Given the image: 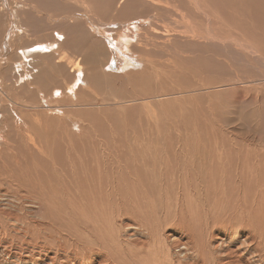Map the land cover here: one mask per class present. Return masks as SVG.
Segmentation results:
<instances>
[{"label":"rangeland","instance_id":"obj_1","mask_svg":"<svg viewBox=\"0 0 264 264\" xmlns=\"http://www.w3.org/2000/svg\"><path fill=\"white\" fill-rule=\"evenodd\" d=\"M17 1L0 0V99L32 103L29 93L38 91L20 86L31 82L32 76H20L15 69L12 79L2 84L6 81L2 79L5 60L10 52L19 55L20 48L48 43L54 40L55 31L64 32L71 41L64 49L69 51L66 60L83 67L84 87L78 83L73 93L64 95V87L76 82L73 74L70 72L64 85L56 68L47 74L41 101L49 108L70 105L64 108L66 118L79 127H73L75 144L64 139L52 154L60 156L59 167L68 172L96 176L103 174L97 172L98 163L106 165L103 169L111 185L106 198L114 204L108 209V213L113 210L108 217L110 236H119L118 227L124 229L115 221V214L131 212L133 202L150 211L141 224L150 225L153 236H163L165 224L186 213L181 219L189 226L190 235L210 236L207 226L222 229L227 214L239 206L237 190L257 198L262 194L264 0H203L202 11H196L191 0H126L121 5L119 0H27L25 4L36 8L32 14L18 9L15 13ZM14 27H20L26 36L19 37L20 31ZM134 28L143 29L140 37ZM98 30L103 31L101 36ZM7 83L11 87L3 86ZM199 87L203 90L198 91ZM56 90L58 94L51 96ZM155 94L163 100L151 101ZM102 99L120 102L124 108L108 105L96 110L89 106ZM60 113L55 116L61 117ZM18 125L20 131L7 139L0 132V144L7 149L14 145L16 151L10 155L29 157L24 149L28 132L24 123ZM3 127L7 132L8 126ZM134 179L137 182H132ZM137 196H142L143 202L138 203ZM54 221L64 227L58 224L63 220Z\"/></svg>","mask_w":264,"mask_h":264},{"label":"bare ground","instance_id":"obj_2","mask_svg":"<svg viewBox=\"0 0 264 264\" xmlns=\"http://www.w3.org/2000/svg\"><path fill=\"white\" fill-rule=\"evenodd\" d=\"M26 1L18 0L14 3L16 6L14 12L17 13L16 9H18L25 11V13H34L36 8L34 9L28 3V5L25 4ZM125 1L119 0L118 5L125 3ZM191 1L196 11L205 9L203 0ZM14 25H19V22L16 20ZM14 28L20 31L19 37L26 36L20 27ZM134 29L138 32L137 36L140 37V32L143 29ZM92 30L95 32V28ZM55 32L53 41L48 43L37 42L29 47H22L19 55H17V51L10 52L5 60L7 66L2 70V79L6 80L2 84L12 79V72L13 70L15 72L16 69L20 76L24 74L26 77H33L31 82H24L20 86L27 85L30 90H37L38 92L35 94L28 92L32 99V103L29 104L25 101L14 102L8 97H6L7 99H0V132H4L7 139L18 132L19 129L16 124L24 123L28 132L24 149L31 154L29 155L30 158L25 157V155H14V153L10 155L11 152L16 151L14 145L7 149L6 145L0 144L3 149L0 152V264H264V207L258 206L264 204L263 190H261L262 194L258 195V198L251 193L245 196L246 193L243 189L237 190L239 206H236L235 212L232 211L227 214L228 219H226L227 222L223 223L222 229L218 226L213 230L206 225L210 236L190 235L189 226H184L185 222L181 219H185L184 216L187 213L184 216L181 215L180 219L172 221L171 224H165L164 231L166 233L163 236L162 234L161 236H153V228L150 225L148 228L141 224L150 217V211L144 210L142 206L141 209L136 202H133L135 204H132V209L129 206L131 212L123 210L115 214V221L120 222V226H123L124 229L118 227L119 236H110L112 233L108 217L113 213V210L108 213V209L114 204L109 203V199L106 198L111 190V185L108 182L109 176L103 169L106 165L98 163V170H96L103 174L97 173L96 176L78 174L77 171L76 173L68 172L64 167H59L60 156L52 154L53 149L60 147L64 139L68 143H74L76 140L73 127H79L77 123L66 118L64 108L70 105L49 108V105L41 101L43 87L49 81L47 74L50 73L52 67L56 68L63 85L69 78L70 72L73 74V82H76L64 87V95L73 93L78 83L84 87L82 82L85 76L80 64H72V61L66 60V56H68L66 53L69 51L64 49L71 41H67L64 32ZM98 32H100V36L103 34V31H96V33ZM210 36V39L219 41L215 36ZM126 42L127 50L131 52L132 45L129 46L130 41L128 39ZM47 61L53 65H49ZM16 64L17 67L14 68L13 66ZM60 65L63 68L60 69ZM127 66L128 64L122 67L125 69ZM113 68V65L109 66L111 71ZM31 71H35L34 74H31ZM106 75L111 77L114 74L107 73ZM14 77L18 76L14 74ZM3 86L11 87L8 83ZM79 89L80 86L76 91ZM211 89L214 88H208V90ZM202 90L203 88L199 87L198 91ZM57 94L58 90L54 94L51 93V96ZM175 95L179 94L176 93ZM161 98L162 96L155 94L150 100L160 102L163 100ZM108 105H116L120 110L124 108L120 102L103 99L95 100L89 106L99 110ZM47 111H50V114H47ZM56 112H61V117H56ZM12 124L15 125V129L10 127ZM1 125L8 126V131H4V127L1 128ZM54 144L55 146H53ZM19 145L22 146V144ZM17 149L22 151V148ZM7 154H9L8 158H4ZM65 154L67 155V152ZM203 162L202 164L205 163ZM208 162L210 161L208 160ZM249 175L247 176L249 177ZM105 180L107 183H104ZM132 182H137V180L134 179ZM214 182L216 181L214 180ZM119 185L121 184L119 183ZM249 187L251 186L249 185ZM221 194H223L222 191ZM251 196L253 199L250 202ZM141 200L142 196H137V202H143ZM120 203L122 202L117 201V204ZM119 207L121 206L118 205ZM165 213L167 214V212ZM54 219L64 221L58 223L64 225L63 229L57 226ZM177 232L185 235L176 236Z\"/></svg>","mask_w":264,"mask_h":264}]
</instances>
